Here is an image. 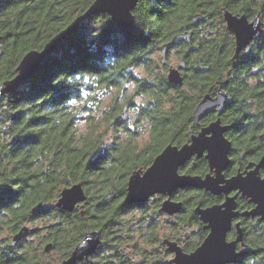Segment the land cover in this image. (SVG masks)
<instances>
[{"label": "trees", "instance_id": "trees-1", "mask_svg": "<svg viewBox=\"0 0 264 264\" xmlns=\"http://www.w3.org/2000/svg\"><path fill=\"white\" fill-rule=\"evenodd\" d=\"M91 1L0 0V84L16 73L27 51L48 44ZM221 7L249 18L258 14L264 26V0H138L131 28L115 24L105 13L89 16L45 56L34 75L0 97V264H54L42 261L44 253L31 245L23 247L26 237L10 245L23 225L40 219L45 224L32 227L30 234L44 228L40 242L51 243L59 254L57 261L68 256L85 231L97 230L101 241L96 250L74 264H134L122 247L132 241L122 216L141 210L145 201L124 203L128 176L149 165L167 143L180 146L216 118L209 113L193 123L202 95H214L219 87L231 95L220 118L229 125L225 135L233 146L244 144L238 136L251 137L264 129V27L250 50L232 62L233 37L225 28ZM196 14L203 17L193 23ZM184 30L191 32L189 38L175 43ZM164 43L167 52L179 49L185 61L180 87L158 69L166 70L154 58ZM139 66L147 73L155 70L151 79L135 77L132 69ZM127 82L148 101L137 115L149 125V139L141 147L128 140L107 144L108 129L129 130L116 98L106 108L95 109L97 89H118ZM80 119L86 121L83 132L78 130ZM249 127L256 130L246 133ZM179 170L203 175L208 165L204 156H193ZM75 182L82 184L86 198L72 211L56 206L33 210L39 202H55L61 188ZM173 197L182 202L174 213L177 225L193 233L185 244L175 241L189 252L207 233L193 208L218 203L221 197L193 187L178 188ZM238 219L251 251L228 264H264V222ZM227 235L233 237L234 231ZM155 241L158 254L169 253L159 237L147 239ZM132 248L141 256L140 264L147 261L136 242Z\"/></svg>", "mask_w": 264, "mask_h": 264}, {"label": "water", "instance_id": "water-1", "mask_svg": "<svg viewBox=\"0 0 264 264\" xmlns=\"http://www.w3.org/2000/svg\"><path fill=\"white\" fill-rule=\"evenodd\" d=\"M137 1L92 0L87 8L77 14L72 22L53 37L48 44L40 49H31L22 56L15 68L16 73L0 84V97L34 75L39 70L45 56L71 35L89 16L105 13L115 24L124 28H131L135 22L133 9ZM220 12L226 30L234 38V52L231 57L233 62L242 50L246 52L250 50V42L263 32V22L258 14L248 20L245 14H234L225 7H221ZM202 17L201 14H196L193 23H197ZM190 34L189 30L181 31L179 38L188 39ZM167 50L168 46L164 43L160 55L162 64L167 62ZM185 66L184 59H179L176 66H168L167 81L174 86H182L183 76L180 70ZM230 100L229 92L221 87L217 89L214 95L204 93L196 103L192 121L194 124H199L201 118L214 110L216 111V118L201 126L195 134L190 136L189 141L180 146L167 143L154 156L149 165L143 169L138 168L128 176L124 203L144 202L150 196L160 194L164 198L160 202L159 209L167 214H174L181 210L182 202L172 199V193L178 188L193 187L204 189L213 195H224L222 202L207 206L198 204L193 208V212L203 223V228L207 229L206 235L193 250L186 252L177 241L166 237L162 239L166 250L172 254L170 258L172 264H228L235 262L239 257L251 251V247L242 240L243 233L238 222L234 224L235 237L227 238V233L233 225V219L239 214L236 210V194H230L233 190H238L243 196H247L250 201L255 203L252 209L243 211L242 214L259 216L260 220L264 221V176L261 177L257 169L261 164H264V155L261 156L257 167L245 174L238 172L225 178L222 173L229 162L228 152L231 144L225 136L228 126L221 123L220 114ZM128 127L132 129L133 125L130 124ZM209 145L211 151H209ZM193 155L197 157L203 155L210 172L203 175L179 172V167L184 165ZM85 198L86 194L82 184L75 182L62 187L55 202L44 204L39 202L33 207V210L56 206L65 211H72ZM33 230L34 228L23 225L12 235L10 245L17 244ZM100 241L99 231L87 230L68 256L54 264H74L92 254ZM238 243L240 244L239 250L236 249ZM51 247V243L48 242L44 245L43 250L49 252Z\"/></svg>", "mask_w": 264, "mask_h": 264}, {"label": "rangeland", "instance_id": "rangeland-1", "mask_svg": "<svg viewBox=\"0 0 264 264\" xmlns=\"http://www.w3.org/2000/svg\"><path fill=\"white\" fill-rule=\"evenodd\" d=\"M180 39L178 36L175 37V43H178ZM182 46V45H181ZM162 47V46H161ZM176 47L171 48L169 52H167V62L164 64L166 70L159 66L158 69L162 72L167 71V67L176 66L178 63V51ZM161 50L157 51L154 54V58L160 59ZM160 63V60H158ZM133 74L137 78L147 77L151 79L152 71L147 73L144 67L139 66L132 69ZM123 87V88H122ZM122 87L112 88L110 90H100L97 89L95 95L98 98L99 104L96 105L95 108L99 111L102 108H106L108 104L111 102L113 98L117 99V102L123 105L122 108V118L125 119V126L132 124V129H120L115 132L108 129V134L106 137L107 144L111 143V140L116 141H130L135 144V146L141 147L143 146L149 139V125L146 120L139 119L137 117L139 110L141 107H144L147 104V98L142 95H136L134 93V85L133 82H127ZM122 88V89H121ZM189 96L193 97V92H187ZM86 112H82L84 114ZM86 121L84 119H80L78 122V130L80 132L85 131ZM143 169V168H142ZM158 194H154L150 196L145 202L144 207L141 210H128L122 216L124 223L131 228L132 241L124 244L122 247H125L127 251L134 258V264H140L141 256L136 255L133 251L132 245L136 242L137 246L140 247L141 252L146 256V262L143 264H153L152 261H156V264H172L170 262V258L172 254L167 253L165 255L158 254L159 244L158 242H147L152 236L159 237L161 241L164 237H169L173 240H178L180 244H185L186 242L193 239L192 229L185 230L183 226L177 225L178 215L167 214L161 211L157 206L160 205L162 197L160 199ZM176 214V213H175ZM45 224L44 219H40L34 223H26L25 225L29 227H42ZM155 224V225H154ZM155 226L152 228L151 226ZM44 228H39L38 233L34 235L26 236V239L22 241L23 247L32 246L37 252H43L44 256L41 257L42 261L46 263H55L58 260V252L54 249H51L49 252L43 251L44 242H40L42 236L45 234ZM165 246V245H164ZM167 255V256H166ZM151 258V261L148 258Z\"/></svg>", "mask_w": 264, "mask_h": 264}, {"label": "flooded vegetation", "instance_id": "flooded-vegetation-1", "mask_svg": "<svg viewBox=\"0 0 264 264\" xmlns=\"http://www.w3.org/2000/svg\"><path fill=\"white\" fill-rule=\"evenodd\" d=\"M247 18H248V20H251L253 17H251V18L247 17ZM231 36L233 37L232 34H231ZM233 43H234V38H233ZM250 45H251V42H250ZM242 51H244V50H242ZM179 59H183V58L179 57ZM179 59H178V61H179ZM185 69H186V66L180 70L182 76H183V73H184ZM211 113H215L216 114V111L214 110ZM220 120H221L222 124L227 125L228 128H229V125L226 122L222 121L221 118H220ZM251 122L252 121H249L248 124L251 123ZM251 126L252 127H256V125H253V124ZM252 127L251 128L249 127L246 130L244 129L245 132L246 131L248 133L253 132L255 128L253 129ZM228 128H227V130H228ZM238 137L241 139L242 143H244V144H241L238 148L233 146V144H232L233 142L231 141L230 138L227 137L228 140L230 141L231 146H230V149H229V152H228L229 162H228L227 166L225 167V169L222 172L225 178H228V177H230V176H232V175H234V174H236L238 172H240L242 174H245L249 170H254L257 167V163L259 162L261 156L264 155V129L260 130L259 132L253 133V135L251 137H248L247 134H244V135L238 136ZM193 156H196V155H193ZM257 169H258V174L261 177H263L264 176V164H261L259 167H257ZM179 172H181V171L179 170ZM207 172H210L209 167H208V171ZM181 173H183V172H181ZM176 190L172 193V199L173 200H177V199H174V197H173V194L176 192ZM230 194L231 195L236 194V199H235V201H236V210L239 212V214H238L237 217H235L233 219V223H232L233 225H232L231 229L234 231V235H233V237H229L227 235L228 239H232V238L235 237L236 231H235L234 224L236 222H238L239 225H240V220L238 219L239 217L243 216L245 218H251V219L252 218H258L260 220L259 216H251V215L242 214L243 211H248V210L252 209L255 206L254 202L250 201V199L247 196H243L241 194V192H239L238 190H233V191H231ZM158 195H160V194H158ZM160 196L162 197V199L164 198V196H162V195H160ZM218 196L221 197V200L219 202H222L223 199H224V195L221 194V195H218ZM238 201H239V205L240 206L238 205ZM242 202H243V204H242ZM242 206H243V208H240ZM202 227H203V223H202ZM240 227H241V225H240ZM203 229H205V228H203ZM205 230L207 231V229H205ZM243 242H244V240H243ZM239 246H240V244L238 243L237 246H236L237 250L240 249Z\"/></svg>", "mask_w": 264, "mask_h": 264}, {"label": "snow or ice", "instance_id": "snow-or-ice-1", "mask_svg": "<svg viewBox=\"0 0 264 264\" xmlns=\"http://www.w3.org/2000/svg\"><path fill=\"white\" fill-rule=\"evenodd\" d=\"M209 151H211V146L209 145Z\"/></svg>", "mask_w": 264, "mask_h": 264}]
</instances>
